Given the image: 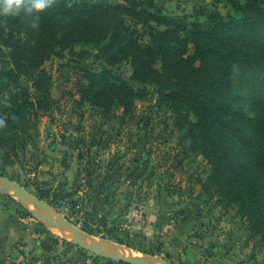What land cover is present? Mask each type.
<instances>
[{
    "label": "rangeland",
    "instance_id": "obj_1",
    "mask_svg": "<svg viewBox=\"0 0 264 264\" xmlns=\"http://www.w3.org/2000/svg\"><path fill=\"white\" fill-rule=\"evenodd\" d=\"M137 1L157 18L188 26L206 23L207 12L237 17L233 3L243 4L242 0ZM65 2L80 8L85 4L127 6L124 0ZM21 13L16 19L26 17ZM147 19L121 17L135 32L134 40L143 45L149 41ZM42 20L45 24L43 16ZM44 24L37 28L25 24L23 31L28 30L36 39ZM150 24L166 30L154 21ZM8 34L6 31L5 37L13 43L29 38L17 31ZM181 37L189 48L186 56L193 55L191 43ZM110 42L109 37L99 44L58 46L57 53L38 71L21 80L33 102H38L35 78L45 72L50 94L47 110L40 111L36 128L26 141L28 154L20 153L15 166L2 170L6 181L20 187L7 188L8 192L27 200L25 194L38 198L36 188L51 196L61 188L65 193L78 190L73 197L50 198L44 203L72 224L80 219L92 228L103 229V235H98L78 227L111 252V246H120L122 253L155 258L164 264H264L261 235H254L239 205H228L208 184L212 169L189 134L195 115L187 102L181 105L171 95L173 90L182 92V84L165 73L160 62L156 63V75L134 81L130 60L109 65L112 49L105 48ZM0 60L8 59L2 55ZM191 62L198 64L193 59ZM229 70L236 106L249 118L264 116V84L239 65L230 64ZM86 72L115 74L128 81L139 98L127 112L116 102L91 106L81 96ZM261 177L264 180L263 172ZM72 200L78 202L77 209H72ZM76 240L50 231L35 217L32 206L27 210L0 187V264H120L105 258L97 244L88 246Z\"/></svg>",
    "mask_w": 264,
    "mask_h": 264
},
{
    "label": "trees",
    "instance_id": "obj_2",
    "mask_svg": "<svg viewBox=\"0 0 264 264\" xmlns=\"http://www.w3.org/2000/svg\"><path fill=\"white\" fill-rule=\"evenodd\" d=\"M124 1L126 7L85 4L80 8L67 5L65 0H54L50 9L34 14L39 15V25L44 24L42 16L46 20L36 39L28 30L23 31L25 24L31 26V16L18 19L0 16V42L4 44L0 46V57L4 55L8 59L0 60V120L5 121V127L0 128V176L5 177L2 170L15 166L20 153L28 154L26 141L36 128L40 111L47 110L50 94L47 74L40 72L35 78L38 102H33L32 94L21 86V80L30 76L31 71H38L49 56L57 53L58 46L99 44L110 37V45L105 48L112 49L108 56L110 66L130 60L132 79L142 82L156 75V63L160 62L165 73L182 84L183 91L173 90L171 95L181 105L187 102L195 115L189 134L212 169L208 184L228 205H239L254 235H261L264 240V180L261 177L264 116L249 118L236 106L229 70L230 64L239 65L255 81L264 84V0L235 2L233 9L237 17L225 18L218 12H207L206 23L190 26L157 18L141 8L137 0ZM123 15L149 17L145 21L149 38L146 45L134 40L135 32L121 20ZM151 21L166 30L155 29ZM6 31L10 36L14 31L26 33L29 38L26 41L19 38L13 43L5 37ZM182 35L193 46V55L186 56L189 48L180 40ZM3 47H8V52ZM101 52L105 56L103 49ZM192 59L197 66H193ZM84 79L82 100L91 106L116 102L127 112L133 100L139 98L128 81L110 72H86ZM36 191L40 200L56 201L73 197L78 190L72 188L71 193H65L61 188L53 196L38 188ZM70 205L77 209L78 202L72 200ZM73 224L82 226L87 234L103 235V229L92 228L80 219ZM114 240L124 245L122 240Z\"/></svg>",
    "mask_w": 264,
    "mask_h": 264
},
{
    "label": "water",
    "instance_id": "obj_3",
    "mask_svg": "<svg viewBox=\"0 0 264 264\" xmlns=\"http://www.w3.org/2000/svg\"><path fill=\"white\" fill-rule=\"evenodd\" d=\"M7 183H12V182H8L5 180V177L0 176L1 190L4 193H6L7 195H10L14 199H16L22 203L23 196H13L12 194H10L6 188ZM12 184H14V183H12ZM25 195H27V194H25ZM28 201L35 203L44 213H46V215L48 217H50L49 219L52 222L59 224V225L63 226L64 228H67L70 231H72L73 234L75 235L76 239L82 240L83 242L91 241V242L96 243L98 246H100L101 251L104 254V257L109 259V260H116V261H119L120 263H125V264H137L138 262H144V261H149V262L156 263V264H164V263L156 260L155 258H149L148 259L147 257H144V256H140L138 259H135V258H130V257L122 256V255H110L108 253V251L102 246V244L100 243L99 240H97L96 238L88 236L86 233L80 231L78 229V227L74 226L71 222H69L65 219H62L58 214H56L54 212V210L50 206H48L46 203H44V201L40 200L39 198L32 197V196L28 197Z\"/></svg>",
    "mask_w": 264,
    "mask_h": 264
},
{
    "label": "clouds",
    "instance_id": "obj_4",
    "mask_svg": "<svg viewBox=\"0 0 264 264\" xmlns=\"http://www.w3.org/2000/svg\"><path fill=\"white\" fill-rule=\"evenodd\" d=\"M54 0H0V16L17 17L23 11L32 17L31 27L39 26V14L52 7ZM5 127V121L0 120V128Z\"/></svg>",
    "mask_w": 264,
    "mask_h": 264
},
{
    "label": "bare ground",
    "instance_id": "obj_5",
    "mask_svg": "<svg viewBox=\"0 0 264 264\" xmlns=\"http://www.w3.org/2000/svg\"><path fill=\"white\" fill-rule=\"evenodd\" d=\"M6 188H8L9 190L10 189H12V188H14L15 190H20V188L17 186V185H15V184H12V183H7L6 184ZM11 192V194L13 195V196H16V194H13L12 193V191H10ZM25 197H26V199L27 200H23L22 201V203H23V205H24V207L27 209V210H29V206H32L33 207V214L35 215V217H37L42 223H44V225L50 230V231H52L53 233H56V234H58L59 236H62V237H65V238H68V239H70V240H76V237H75V235L73 234V232L72 231H70L69 229H67V228H64L63 226H61V225H59V224H56V223H54V222H52L50 219H49V217L48 216H46L45 214H44V212L35 204V203H32V202H29L28 201V195H25ZM34 208H38V209H40V210H34ZM32 210V209H31ZM57 225H59V227L61 226V227H63V229H64V231L61 229V228H59ZM79 239H77L76 241H78ZM81 241V240H80ZM94 242H91V241H89V242H87L86 244H88V246H89V244L90 245H92ZM95 245H96V243H94ZM102 244V243H101ZM97 247H99L100 248V246H98V245H96ZM102 246H103V244H102ZM104 247V246H103ZM120 247V246H119ZM119 247H116V246H111V250H112V252L114 251V253H112L110 250H107L105 247V249L108 251V253L110 254V255H122V256H126V257H130V258H135V259H138L140 256L139 255H135V254H127V253H122L123 252V250L121 249V248H119ZM108 248H110V246L108 247ZM101 249V248H100ZM118 253V254H117ZM137 264H156V263H152V262H149V261H144V262H139V263H137Z\"/></svg>",
    "mask_w": 264,
    "mask_h": 264
},
{
    "label": "crops",
    "instance_id": "obj_6",
    "mask_svg": "<svg viewBox=\"0 0 264 264\" xmlns=\"http://www.w3.org/2000/svg\"><path fill=\"white\" fill-rule=\"evenodd\" d=\"M2 191V190H1Z\"/></svg>",
    "mask_w": 264,
    "mask_h": 264
}]
</instances>
